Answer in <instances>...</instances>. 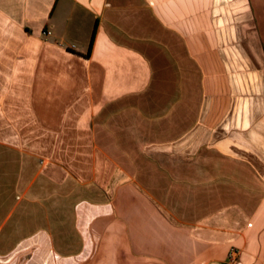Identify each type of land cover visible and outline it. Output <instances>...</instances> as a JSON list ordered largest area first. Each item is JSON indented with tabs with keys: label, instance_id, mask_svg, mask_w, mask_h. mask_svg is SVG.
Segmentation results:
<instances>
[{
	"label": "crops",
	"instance_id": "1",
	"mask_svg": "<svg viewBox=\"0 0 264 264\" xmlns=\"http://www.w3.org/2000/svg\"><path fill=\"white\" fill-rule=\"evenodd\" d=\"M48 232H101L74 264H264V0H0V264Z\"/></svg>",
	"mask_w": 264,
	"mask_h": 264
},
{
	"label": "rangeland",
	"instance_id": "2",
	"mask_svg": "<svg viewBox=\"0 0 264 264\" xmlns=\"http://www.w3.org/2000/svg\"><path fill=\"white\" fill-rule=\"evenodd\" d=\"M99 180H105V177L103 175L99 178ZM103 196V195H102ZM101 196L97 195V198H100ZM91 214L93 216L98 215V219L95 222H91V224H95L98 221V228H100V225L102 224V221L104 220L103 215H99V212L97 215L91 211ZM48 236L43 237H31L32 245H34V248H43V252L41 254L42 261L38 260L34 262V264H63L61 263L64 261V264H74V254L73 251L77 250L78 248H82L83 245H92L95 244L98 236L101 232H64V237L62 236L63 232H61V236L59 239L57 238L58 232H48ZM73 233L75 236H73ZM40 236V235H39ZM96 238V239H95ZM74 239L76 242H74ZM28 244V242H27ZM75 244V246H74ZM42 245V246H41ZM80 245V247H78ZM46 246H47V252H46ZM78 247V248H77ZM77 248V249H76ZM64 251V252H63ZM25 256H28V254H24V258L21 259L24 260ZM82 256V257H81ZM83 253L79 256L75 257V259H83ZM88 259V257H87ZM3 264H9V263H3Z\"/></svg>",
	"mask_w": 264,
	"mask_h": 264
},
{
	"label": "built area",
	"instance_id": "3",
	"mask_svg": "<svg viewBox=\"0 0 264 264\" xmlns=\"http://www.w3.org/2000/svg\"><path fill=\"white\" fill-rule=\"evenodd\" d=\"M42 34L49 35L50 30H42ZM237 257H238V250L234 247H231L227 255L228 264H234L237 261Z\"/></svg>",
	"mask_w": 264,
	"mask_h": 264
},
{
	"label": "trees",
	"instance_id": "4",
	"mask_svg": "<svg viewBox=\"0 0 264 264\" xmlns=\"http://www.w3.org/2000/svg\"><path fill=\"white\" fill-rule=\"evenodd\" d=\"M93 32H94V31H93ZM92 40H93V33H92V36H91V39H90L89 48H90V46H91Z\"/></svg>",
	"mask_w": 264,
	"mask_h": 264
}]
</instances>
